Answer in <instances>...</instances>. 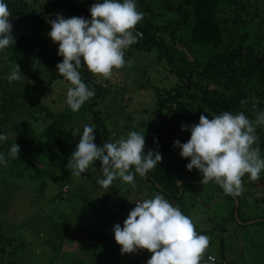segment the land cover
Segmentation results:
<instances>
[{"label":"trees","instance_id":"obj_1","mask_svg":"<svg viewBox=\"0 0 264 264\" xmlns=\"http://www.w3.org/2000/svg\"><path fill=\"white\" fill-rule=\"evenodd\" d=\"M78 1L80 0H6L12 13L9 19L13 24L12 35L15 38V44L5 51L8 57L6 64H13L25 56L37 60L47 76L44 77L47 82L44 94H48L52 85L65 80L56 68V65L62 62V57L47 49L50 32L48 21L55 19L59 9L64 8L63 5ZM136 3L138 10L144 14L143 20L136 26V31L142 33V38L127 50L126 64L120 72H131L139 86L136 88L146 92L144 98L147 99V104L141 101L139 105L140 108L145 105V110L134 114L137 112L135 109L129 111L128 106L122 105L111 111L105 110L103 103L120 87L115 85L114 89V85L107 81L103 82L104 84L99 83L93 74L82 68V79L95 90L96 95L85 103L81 116L95 126L97 146H102L110 137L116 139L126 136L132 130L145 132V154L149 149H156L161 153L162 161L146 177L137 174L135 181L140 178L139 185L146 183L154 193L164 195L186 215V187L193 186L196 196L200 197L197 190L205 188V193L208 190L212 193L209 187L214 184L201 183L200 173L195 168L191 172L187 170L186 164L190 162V158H181L180 149L174 147V141L177 139L185 143L190 138V132L181 131V126L198 123L202 114L211 118L224 111L233 114L244 112L254 120L260 111H264V24L257 18L260 12L264 14V0H255L252 7L245 0H164L159 8H153L148 0H136ZM143 59L147 60V64L145 61L140 62ZM162 70H166L175 80L171 86L164 83L168 76L162 77ZM245 97L249 98L248 102ZM24 104L31 108L32 122L38 129L22 134L18 128L19 136L11 140L9 135L17 128L12 123L13 120L17 121L13 114ZM123 110L126 112H122ZM73 116L53 112L38 98L22 92L11 93L0 84V132L8 136L7 141L0 143V152L5 153L7 159V166H0V176L9 174L12 178L19 179L26 190L29 187L32 192L44 193L56 169L66 164L79 143V137L74 136L75 129L71 124ZM23 124L24 122H20L19 126ZM257 135L261 155L264 156V127L257 129ZM14 143L20 148L17 159L8 155ZM39 156L49 160V168L41 170ZM20 161H31L32 171L12 170ZM93 167H96L95 171L83 173L80 179L102 178L101 163L97 161ZM215 186L218 188H215L218 194L216 197L220 202L224 199L230 209L227 217L222 220L215 219L213 215V219H205L207 225L203 230L196 229L210 238L202 264H248L250 256L255 261V252L264 258V217L243 220L242 201L244 203L246 195L243 200L242 197L224 196L222 189ZM244 187H251L248 192L255 195L256 192H261L264 206V173L261 174V179L255 182L247 177ZM77 188L80 186L70 191L62 189L54 199L74 202L73 206L79 200L89 205L90 197L84 196L82 190ZM85 189L88 190L86 187ZM135 189L130 185L122 186L116 181L113 188L108 190L114 195L127 198V195L133 194L134 191L136 194L141 193L138 186ZM92 193L94 191L88 194ZM106 197V203L113 199V196ZM256 203H259V199ZM227 221L240 231L247 229V234L252 230L248 227L251 225L256 229L254 233L261 236L259 241L254 242L248 235L244 236V242L250 246L245 251L238 249V254L232 243H229L232 242L231 237L236 231L230 235L224 226ZM251 221L253 224H249ZM23 229L19 228L15 234H21L25 230ZM13 233L9 226L0 222V264H8L5 259L16 257L26 246L24 242L18 243ZM87 236L95 243L93 250L98 246H107L108 242L101 238L90 234ZM112 251L116 252L113 245ZM151 255L148 254L140 264H147ZM239 255L244 258H239ZM125 263L133 264L131 260ZM74 264L84 262L78 261Z\"/></svg>","mask_w":264,"mask_h":264},{"label":"clouds","instance_id":"obj_2","mask_svg":"<svg viewBox=\"0 0 264 264\" xmlns=\"http://www.w3.org/2000/svg\"><path fill=\"white\" fill-rule=\"evenodd\" d=\"M89 12L91 19L56 14L55 19L48 21L51 26L48 36L58 44L57 55L62 57V62L56 65L57 71L70 84L65 103L74 113L96 95L82 79L80 70L86 68L97 78L111 79L114 70L125 66V54L130 46L142 38L136 26L144 14L138 10L136 0H96ZM10 16L6 0H0V55L15 44ZM22 77L16 64L7 80L11 85ZM261 127H264V111L254 120L244 112L224 111L211 118L202 114L198 123L181 126V131L190 132V138L185 143L177 139L174 147L180 149L181 158H190L186 168L189 172L198 170L203 184L213 183L222 189L224 196L239 197L244 191L246 175L255 182L264 173V156L257 135ZM95 129L93 124H85L82 131L75 130L79 143L66 162L73 176L82 178L83 173L95 171L93 166L99 161L102 178L96 183L102 189H112L116 181L135 188L136 175L146 177L162 161L156 149L145 154V132L132 130L126 136L110 137L97 146ZM7 139V134L0 132V143ZM8 155L19 158V145L14 143ZM0 166H7L3 152H0ZM62 189L66 191L68 187ZM113 232L121 254L138 250L151 253L147 264H202L210 243L207 235L196 231L191 217L162 194L136 201L123 226L117 223Z\"/></svg>","mask_w":264,"mask_h":264},{"label":"rangeland","instance_id":"obj_3","mask_svg":"<svg viewBox=\"0 0 264 264\" xmlns=\"http://www.w3.org/2000/svg\"><path fill=\"white\" fill-rule=\"evenodd\" d=\"M39 1L44 2V0ZM245 1H248L250 7H252L255 0ZM148 2L153 8H159L164 0H148ZM94 3H96V0H80L78 3L63 5L64 8L59 9L57 14L62 15L64 18L83 16L91 19L89 8ZM74 5L76 6L72 8L71 6ZM257 18L259 22L264 24V14L262 12L259 13ZM49 30H51V26H49ZM48 42L49 46L47 49H51L54 55L57 54L58 44L53 43L50 37L48 38ZM7 59L6 53L0 55V84L3 88L11 93L22 92L30 94L38 98L42 104L47 105L53 112L74 115L71 119V124L75 130L79 128L82 131L83 126L89 124L81 116V114L83 115L82 108L86 106L85 104L75 113L66 105V92L70 86L65 80H61L57 84L52 85L48 94H44L47 90V82H45L44 77L47 78V76L44 74L37 60L30 56H25L13 64L7 65ZM144 61L147 64V60H140L142 63ZM16 64L19 66L24 77H22L21 81L13 82L10 85L7 77ZM162 73V77L168 76V79L164 83L167 86H171L175 80L169 76L166 70H162ZM125 74L120 72L119 69L117 73L114 70L111 79L104 80L96 77L99 83L104 84L103 82L107 81L114 85V89L115 85L120 87L118 91H114L113 94L107 97L103 103V107L106 108L105 110L108 109L111 111L113 108H118L119 105H122V107L128 106L129 111L135 109L137 112L134 114H139L141 110H145V105L142 108L139 107L140 102L143 101L147 104V99L144 98L146 92H142V89L136 88L139 86L134 76L131 75V72L126 71ZM244 99L248 102L249 98L245 97ZM17 111L16 114H13V118H16L17 121H12L17 128L12 130L11 135H9L11 140L19 136L20 132L18 133V128L22 134L31 133L33 130L38 129V126L32 122L33 115L30 107L26 104L24 106L20 105ZM122 112L126 111L123 110ZM20 122H24V124L19 126ZM31 163V161H20L19 165L14 166L12 170H15V172L32 171ZM38 163L41 166V170L49 168L50 162L46 157L39 156ZM66 165L67 163L56 169V173L51 177L50 185H48L42 194L32 192L29 187L26 190L19 179L12 178L9 174L0 176V222L5 223L11 228V231H14L13 235L18 239L16 240L18 243L24 242L26 245L22 248L20 254L16 257L5 259V262L8 264H51V261H53L52 264H74V262L83 261L84 264H126L125 261L131 260L133 264H140L151 253L147 250H138L135 253L121 254L120 246L114 240L113 227L117 223L123 226L124 220L127 218L128 213L135 207L136 201L151 198L156 193L146 183L139 185V178L135 183L136 187L138 186V190H141V193L136 194V191H134L133 194H128L127 198L126 196L114 195L112 191L102 189L96 183L95 180L100 179V177H91L87 180L78 177L74 178L66 168ZM100 176L102 177V174ZM244 178L243 183L247 177ZM64 186L68 187V191L80 186L77 189L82 190V194L84 196L88 195L91 199L89 205L79 200L73 206L74 202L54 199L62 191ZM212 186L209 187L213 191L212 193L209 190L205 193V188L203 190H197V195L201 199L196 196L193 186L191 188L186 187L185 189L184 201L185 205H188H186V215L191 217L195 228L198 230H203L206 227L205 219H213L214 215L216 217L215 219L220 221L223 217H227L228 209H230L224 203V199L220 202L216 197L218 195L216 192L218 188L215 184ZM131 188L135 189L133 187ZM250 190L251 187L245 188V194L239 196L243 200V197L246 195L244 197V203L242 201L241 217L243 220L255 217L259 218L260 216L264 217V210H260L264 208L261 200L263 194L256 192L255 195L252 192H248ZM252 190L254 191L253 188ZM92 191L94 193L89 195L88 193ZM105 191L109 192L105 193ZM78 193L82 196L80 192ZM65 195L64 197H66ZM108 195L113 196V199L106 203L105 200ZM257 199H259V203H256ZM228 221L224 225L226 230L230 235H233V231H236V234L231 237L232 242L229 241V243H232L238 254V249L245 251L250 246L244 242L247 235L254 242L259 241L261 236L254 233L256 229L252 228L251 225L248 227L252 230L247 234V229L240 231L234 224H230ZM56 224H59V226L57 227ZM249 224H253V221L249 222ZM21 227L25 230L23 229L24 231L19 235L15 234ZM88 234L97 236L105 242H108L107 246H98L93 250L92 247L95 246V243L88 238ZM112 245L115 246L116 252L112 251ZM253 257L255 261L250 256V260L248 259L247 262L248 264H262L264 261V258L256 252ZM239 258L243 259L244 257L240 256Z\"/></svg>","mask_w":264,"mask_h":264},{"label":"water","instance_id":"obj_4","mask_svg":"<svg viewBox=\"0 0 264 264\" xmlns=\"http://www.w3.org/2000/svg\"><path fill=\"white\" fill-rule=\"evenodd\" d=\"M202 183V182H201ZM180 185V184H179ZM236 203V205H237V202H235ZM235 216H236V212H235V214H234Z\"/></svg>","mask_w":264,"mask_h":264}]
</instances>
